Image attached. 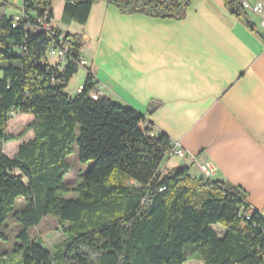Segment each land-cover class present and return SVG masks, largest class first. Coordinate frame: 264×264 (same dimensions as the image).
I'll list each match as a JSON object with an SVG mask.
<instances>
[{
    "label": "trees",
    "instance_id": "trees-1",
    "mask_svg": "<svg viewBox=\"0 0 264 264\" xmlns=\"http://www.w3.org/2000/svg\"><path fill=\"white\" fill-rule=\"evenodd\" d=\"M97 1L62 0L61 21L85 24ZM105 1L124 14L182 19L193 0ZM223 1L255 31L238 0ZM7 5L0 4V141L20 138L5 133L11 111L32 115L25 130L33 134L12 158L0 152V226L9 214L22 225L14 245L20 264H184L186 244L203 264H264V217L258 210L239 216L245 191L191 178L186 168L161 175L170 141L142 127V114L104 96L92 99L96 79L89 70L80 92H65L83 41L65 34L70 59L61 69L47 62L49 39L33 25L46 10L53 18L52 0H24L26 17L16 27ZM73 145L78 160L92 165L71 188L77 196L64 198ZM19 197L24 205L14 211ZM44 216L55 218L65 234L53 252L28 235ZM215 225L224 228L222 235ZM0 264H7L4 253Z\"/></svg>",
    "mask_w": 264,
    "mask_h": 264
},
{
    "label": "crops",
    "instance_id": "crops-1",
    "mask_svg": "<svg viewBox=\"0 0 264 264\" xmlns=\"http://www.w3.org/2000/svg\"><path fill=\"white\" fill-rule=\"evenodd\" d=\"M5 1V13L12 15L24 2ZM246 1L263 5L261 15L244 10L255 31L231 14L223 0H193L182 19L124 14L99 0L85 24L67 27L80 33L81 56L93 69L101 95L142 114L141 126L149 125L151 135L169 138L171 150L160 165L161 175L178 169L183 160L187 175L200 178L198 163L210 161L217 169L213 181L240 187L246 203L260 210L264 0ZM60 7L61 19L63 2ZM248 14L256 15L258 23ZM176 146L184 158L174 153Z\"/></svg>",
    "mask_w": 264,
    "mask_h": 264
},
{
    "label": "rangeland",
    "instance_id": "rangeland-1",
    "mask_svg": "<svg viewBox=\"0 0 264 264\" xmlns=\"http://www.w3.org/2000/svg\"><path fill=\"white\" fill-rule=\"evenodd\" d=\"M249 1L252 2L253 0ZM61 2L62 0H52L54 23L64 34H80L74 33L77 29L68 28V24H65L61 21L59 16L61 10ZM6 15L10 17L12 15L11 11H6ZM248 15L252 21L258 23V18L256 15ZM46 60L50 64L54 63V59L48 54H46ZM85 77L86 71L82 68H79L77 72L66 83L64 88L65 92L72 96L76 95L78 93L76 91V88L79 84L84 82ZM116 102L117 101H115V103ZM117 104L121 105V103ZM31 120L32 115L30 114H19L16 111H11L10 119L7 123L5 133L15 136L20 135V138L9 142L0 141L1 153H3L9 158H12L16 154L19 145L25 143L27 140L33 137L31 131L25 130L26 126L31 122ZM66 162L68 165V170L67 173L64 175L62 182L63 184L68 186L70 190L64 193L63 197L74 198L77 196V194L72 191L71 188L81 182L84 174L91 167L92 162H80L78 160V152L76 145H73V152L70 156L66 158ZM192 174H194V172H192ZM196 179L199 178H197L196 176ZM24 181L26 180L24 179ZM23 205L24 202L22 198H17L14 204V211L19 210L23 207ZM213 227L216 233H219L220 229L224 230L221 225H215ZM21 229L22 225L17 220L13 219L11 214L8 215L5 222L0 226V254H5V256L7 257V264H20V255L14 251V245L18 242L16 236ZM28 235L31 241L39 243L43 248H45L49 252H53L55 246L65 239V234L63 232L62 226L58 223L55 218L51 216L42 217L36 226L30 227L28 229ZM192 246V244L185 245L184 250L185 253L187 252L189 260L186 261L184 264H203L201 259H195L194 253H189Z\"/></svg>",
    "mask_w": 264,
    "mask_h": 264
},
{
    "label": "built area",
    "instance_id": "built-area-1",
    "mask_svg": "<svg viewBox=\"0 0 264 264\" xmlns=\"http://www.w3.org/2000/svg\"><path fill=\"white\" fill-rule=\"evenodd\" d=\"M238 2L243 10L250 11L253 14L261 15L263 11V5L261 2H256L253 5L249 4L246 0H238ZM12 16V27H16L17 25H19V22L21 20H25L26 16L23 12V5L21 11ZM35 23H39L43 26V33L49 39L46 54L50 55L54 59V63H52V65H55L57 69H61L70 59L69 45L71 43V38H66L65 34H58L56 32L57 27L53 23V18H49L47 10L43 12L42 16H38L35 18ZM260 24L264 27V18L261 20ZM22 51H26V48L22 47ZM78 66L84 68L85 70H89L95 78L93 69L91 68L88 61L85 60L82 56L79 57ZM80 89H83L82 83L78 85L76 91L80 92ZM101 96L102 95L99 91L98 84L96 82L94 89L90 92V97L96 100ZM173 150L179 158H184L185 152L179 146L174 147ZM198 168L200 172V180H209V182L213 181V177L217 171L213 163H211L210 161H204L198 163ZM261 209L264 210V208ZM250 213L251 212H244V209H242L239 212V216L248 217Z\"/></svg>",
    "mask_w": 264,
    "mask_h": 264
},
{
    "label": "bare ground",
    "instance_id": "bare-ground-1",
    "mask_svg": "<svg viewBox=\"0 0 264 264\" xmlns=\"http://www.w3.org/2000/svg\"><path fill=\"white\" fill-rule=\"evenodd\" d=\"M33 28H39V29H41L42 31H43V26L42 25H40L39 23H35L34 25H33ZM81 90V89H80ZM203 182H206V181H209V180H202ZM252 211H254V209L250 206V205H246V208L244 209V212H252ZM258 212H259V214L261 215V216H263L264 217V210L263 209H260V210H258Z\"/></svg>",
    "mask_w": 264,
    "mask_h": 264
},
{
    "label": "water",
    "instance_id": "water-1",
    "mask_svg": "<svg viewBox=\"0 0 264 264\" xmlns=\"http://www.w3.org/2000/svg\"><path fill=\"white\" fill-rule=\"evenodd\" d=\"M109 99V98H108ZM153 106H155L154 104H152ZM160 135V133H157V135L156 136H159ZM178 168H184V162H183V160H181L180 162H179V164H178Z\"/></svg>",
    "mask_w": 264,
    "mask_h": 264
}]
</instances>
